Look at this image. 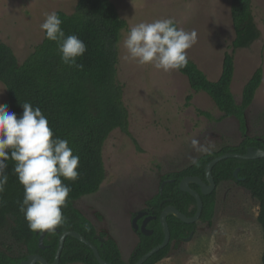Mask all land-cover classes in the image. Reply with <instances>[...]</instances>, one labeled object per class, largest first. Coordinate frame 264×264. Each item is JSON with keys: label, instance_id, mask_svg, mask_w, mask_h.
I'll return each mask as SVG.
<instances>
[{"label": "rangeland", "instance_id": "374dc122", "mask_svg": "<svg viewBox=\"0 0 264 264\" xmlns=\"http://www.w3.org/2000/svg\"><path fill=\"white\" fill-rule=\"evenodd\" d=\"M127 24L117 43V81L128 110L132 138L116 128L102 147L105 178L99 189L74 202L98 234L116 243L122 259L129 261L138 242L132 219L145 210L159 190L164 174L180 171L199 156L191 146L196 139L208 153L238 144L242 136L234 116H223L203 91L190 89L179 71L165 73L151 65L125 59L122 46L128 30L139 23L171 18L178 29L195 31L197 43L187 56L210 80L221 72L225 51L234 37L231 0H111ZM77 0H0V41L12 48L22 62L41 42L40 24L46 13H71ZM254 21L260 35L248 47L234 52L231 91L236 103L253 71L262 66L263 78L245 110L248 136L264 135V0H252ZM191 99L186 101V96ZM12 114L6 87L0 82V110ZM205 112V113H202ZM161 182V184H160ZM216 203L210 221H196L195 230L172 242L168 256L156 264H262V228L257 220L258 202L237 182L223 181L213 189ZM13 219L0 229V249L12 255L23 252L9 234ZM81 264V263H71Z\"/></svg>", "mask_w": 264, "mask_h": 264}, {"label": "trees", "instance_id": "16d2710c", "mask_svg": "<svg viewBox=\"0 0 264 264\" xmlns=\"http://www.w3.org/2000/svg\"><path fill=\"white\" fill-rule=\"evenodd\" d=\"M62 21L61 30L65 37L75 35L87 48L76 63L82 70L68 67L61 62L55 42L45 39L36 44L30 54L19 62L12 48L0 41V82L7 89L9 107L19 119L24 103L39 108L53 133V139L66 140L74 156L79 157V179L74 183L64 181L71 189L68 206L63 209L64 226L54 234H46L44 248L39 247L40 233L29 230L23 214L19 211L23 201V188L14 174V164L10 160L5 174L8 182L5 191L0 193V229L11 217L9 227L11 238L23 246V252L12 255L0 249V264H22L29 255L38 253L48 263L54 259L59 234L64 230H74L91 241L100 256L113 264H134L144 253L160 244L164 234L159 216L164 206L173 205L180 212L192 216L196 211L194 197L179 188L181 179L187 175L205 178L207 163L217 155L236 152L246 153L249 147L264 149V135L248 136L245 110L252 103L256 90L263 78L262 66H258L242 88L241 101L236 103L231 91L234 76V52L248 47L259 38L260 32L254 21L252 0H231V20L234 37L222 59L221 72L217 79L210 80L198 64L188 57L187 67L180 70L193 91L205 92L215 103L223 116L237 119L242 140L232 146H224L216 152L205 153L180 171L164 174L166 181L148 201L145 211L155 216L147 224L150 234L138 231V242L129 261H124L116 243L98 234L93 223L74 205L80 197L95 193L105 178L102 147L109 133L121 129L133 139L128 128V110L122 100L123 86L117 81V43L120 32L127 22L123 19L111 0H77L71 13L57 10ZM175 26L178 28L177 23ZM191 94L186 96V101ZM205 113V112H202ZM10 155V153H9ZM239 168L237 177L234 171ZM215 185L233 180L245 188L258 202L257 220L262 228L264 245V158L237 159L225 158L212 167ZM171 180V181H169ZM160 182V184H161ZM190 186L200 193L203 206L199 221H210L216 203L215 190L203 194L196 183ZM170 230L169 243L155 252L142 264H156L168 256L172 242L182 240L192 231L196 222L186 223L173 214L167 216ZM264 264V249L261 256ZM99 264L93 251L75 237L67 236L58 264ZM39 264V263H36Z\"/></svg>", "mask_w": 264, "mask_h": 264}, {"label": "clouds", "instance_id": "9594fccd", "mask_svg": "<svg viewBox=\"0 0 264 264\" xmlns=\"http://www.w3.org/2000/svg\"><path fill=\"white\" fill-rule=\"evenodd\" d=\"M61 24L55 12L46 13L40 31L45 33V39L57 44L64 65L82 70L76 61L87 51L86 45L75 35L65 37ZM196 43L195 31L178 29L173 19L164 18L131 26L122 46L127 53L125 59L169 73L187 67L188 50ZM22 108L19 119L9 114L8 108L0 110V193L8 182L5 172L10 160L23 188L19 211L29 230L52 235L65 224L63 209L68 206L71 189L64 181L74 183L79 179V157L73 155L66 140L53 139L39 108L34 109L30 103H24ZM191 146L208 153V148L196 139L191 140Z\"/></svg>", "mask_w": 264, "mask_h": 264}, {"label": "water", "instance_id": "95a60500", "mask_svg": "<svg viewBox=\"0 0 264 264\" xmlns=\"http://www.w3.org/2000/svg\"><path fill=\"white\" fill-rule=\"evenodd\" d=\"M230 157L237 158V159L264 158V149H261V148L254 149L252 147H249L247 149V152L243 153V154L236 153V152H227V153L217 155L216 157L211 159L205 167L206 181L202 180L199 176L187 175V176L183 177L179 183V188L183 191L188 192L189 194H191L194 197V199L196 201L195 213L192 216H188V215L180 212L173 205L164 206L161 213H160V216H159L160 224H161L162 231L164 234L162 242L160 244L152 247L146 253H144L137 261H135L134 264L144 263L155 252L159 251L161 248L165 247L169 243V241H170V230H169V226L167 223V216L169 214L175 215L177 218L181 219L182 221H184L186 223H194V222L199 220L200 215H201V211H202L203 202H202V198L200 196V193L198 191H196L195 189H193L190 186V184L191 183L198 184L200 186L201 192L203 194H208V193L212 192L216 186L215 182H214L213 175H212V167L218 161L225 159V158H230ZM238 171H239V168L237 167L236 170L234 171V176L237 177ZM169 181H171V180H169ZM165 182L166 181L162 182V184L159 187V190L162 189ZM146 213H147L146 211L137 212V214L132 219V226L134 229H139L144 234H150L152 232V230L148 229L146 227V224L151 218H154V216L147 215L144 217V219L140 225H138V223H137V220L139 218H141L142 216H144ZM55 231L58 232L59 230L56 229ZM192 233H190L188 238H190L192 236ZM46 234L47 233H40L38 243H39V247H41V248L45 247L43 240H44V237ZM67 236L75 237L78 240H80L82 243L86 244L93 251V254H94L96 260L99 262V264H113L112 262H108L100 256L98 248L91 241L87 240L81 233L74 231V230H64L59 234L57 248H56V251L54 254V259L51 263H48V261L38 253H34V254L29 255L25 260H22L21 263L22 264H36V263H39V264H58L59 259H60V254H61V251H62V248L64 245V241H65V238Z\"/></svg>", "mask_w": 264, "mask_h": 264}, {"label": "flooded vegetation", "instance_id": "af4514ba", "mask_svg": "<svg viewBox=\"0 0 264 264\" xmlns=\"http://www.w3.org/2000/svg\"><path fill=\"white\" fill-rule=\"evenodd\" d=\"M141 211H145V210H141ZM139 212V211H138ZM147 212V211H146ZM137 214V213H136ZM135 214V215H136ZM148 215V213H146L144 216H142L141 218H139L138 220H137V223H138V225H140L141 223H142V221H143V219H144V217L145 216H147ZM150 216H152V215H150ZM154 218H155V216H154ZM151 219H153V218H151ZM150 219V220H151ZM149 220V221H150ZM149 221L147 222V224L149 223ZM147 224H146V227H147ZM152 230V229H151ZM135 231L137 232V234H138V231H139V229H135ZM192 233V232H191ZM193 234V233H192ZM190 235V234H189Z\"/></svg>", "mask_w": 264, "mask_h": 264}]
</instances>
